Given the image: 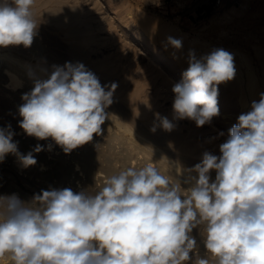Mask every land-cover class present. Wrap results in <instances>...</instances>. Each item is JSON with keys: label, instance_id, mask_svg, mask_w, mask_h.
Masks as SVG:
<instances>
[{"label": "clouds", "instance_id": "obj_1", "mask_svg": "<svg viewBox=\"0 0 264 264\" xmlns=\"http://www.w3.org/2000/svg\"><path fill=\"white\" fill-rule=\"evenodd\" d=\"M34 4L0 0V48L31 47L39 27ZM167 44L180 49L182 40L169 36ZM235 74L230 52L197 58L190 51L172 87L173 118L210 124L220 111L218 86ZM29 78L33 88L18 108L26 135L51 139L69 154L102 133L115 83L102 85L80 62L53 65L46 79L32 72ZM156 120L166 131L175 127L159 113ZM237 121L219 155L205 151L179 172L175 162L167 175L149 163L121 169L94 192L53 188L30 201L0 195V257L11 264H264V93ZM14 134L11 125L0 128V162L12 154L25 168L35 165L33 152L44 146L21 154Z\"/></svg>", "mask_w": 264, "mask_h": 264}, {"label": "rangeland", "instance_id": "obj_2", "mask_svg": "<svg viewBox=\"0 0 264 264\" xmlns=\"http://www.w3.org/2000/svg\"><path fill=\"white\" fill-rule=\"evenodd\" d=\"M114 1H117L118 5H115L116 2ZM114 1H99L102 5V10H104V13H101V15L107 17V21L103 22L104 24L100 29L94 31L99 36L97 35V38H95L96 44L92 45L95 49L89 50L90 59H93L92 61L95 62L108 60V58L110 61L112 60V64L109 63V60H105L108 62L107 65L112 67V82L116 85H122L123 89L126 88V93L132 91L134 88H140L141 93L138 96L142 100L150 101L152 104L149 110L155 115V121L152 122L151 128L155 125L156 129L166 131L159 126V121L156 120V114L159 113L160 116L167 117L175 125L173 130L167 132L173 131L172 133L176 132V134L178 133L182 136L188 133L191 138L194 136L192 140H189V143L195 144V147L192 144L191 147L193 146L195 149H192L195 151L198 150L199 154L197 153L198 155L194 157L195 160L200 162L202 154L205 151L219 155V145L227 139L230 128L237 124V118L241 113L248 111L242 109L236 103L235 99H233L235 98L234 95L229 96L226 86L221 93L222 96L219 95L218 97V101H220L218 103L219 115L214 117L210 124L197 127L194 121L188 119L175 120L173 118L172 104L174 93L172 92V87L175 83L182 80V73L188 67L190 51H193L197 55L196 57L200 58L203 54L201 51H204L205 47L208 49L222 48L228 52L230 51L231 54H234V49H238L256 60V47L261 45L264 34V0H167L166 8H161L160 1L162 0ZM127 11H130V13ZM111 13H116L119 17L117 21L125 23L126 27L130 28L129 32L132 33L130 39L121 37L120 30L122 27L120 29H118L119 27L117 28L116 19L111 18L110 15H113ZM164 23L173 25L175 29L174 34H177L178 30L181 33H186V36L189 38H195L189 50L175 49L167 44V37L172 36L173 33L167 32L169 34H166V31L162 28V24ZM141 32L143 33L141 34ZM133 38L143 43V47L142 45L135 46ZM125 39L127 40L125 41ZM230 40L232 41L230 42ZM129 42H132V44ZM197 45L199 48L196 47ZM149 50L153 53L143 56L149 53ZM3 83V81H0V90L8 84L7 82ZM25 93L24 91L23 94ZM113 99L120 101V98L118 99L116 94H113ZM15 117L17 119L13 118V116H10V119L13 118L14 124L18 126L21 120L19 113ZM192 130L196 132L193 133L191 132ZM13 132L15 133L13 136L14 142L22 139L26 142V148L29 147L28 149L18 148L19 152L22 150L21 154L26 155L37 144L44 146L45 150L39 153L33 152L37 162L35 165L27 168L23 166L19 167L14 162L17 160V157L8 154L4 161L0 162V175H2L0 177L2 178L0 179V195L17 194L21 200L30 201L34 195L40 194L42 190L55 189L60 181H58L57 174L54 173L56 170L54 169L60 160L67 166L68 170L67 180L60 182V189L71 188L73 191L89 189V191L94 192L105 183L108 176H100V174L105 175L106 173L102 166L103 170L100 168L99 163L97 164L99 168L94 166L97 169L94 167L89 168L90 170L88 168L85 169L84 163H82L84 161L75 151H71L72 155L70 153L65 154L61 147L56 145L51 139L37 140L35 137L26 135L20 127ZM220 132H223L224 135L220 136ZM114 134L113 131L111 132V129H107L104 126L100 134L101 136L94 135L93 140L85 145H88L89 148L97 147L98 149H102L103 157L111 159L116 156L117 152V155L120 152H124L122 140L111 139L112 136L114 137ZM48 145H51L50 151L48 150ZM74 150H77V148ZM106 150H108V154ZM149 154V156L146 155L145 157L144 151L134 152V160H130V165L132 167H142L145 164L151 163L157 167L158 165H156V161L153 159L156 158V154H152L151 152ZM9 155L12 156L10 157ZM98 162L100 161L98 160ZM105 163L104 161L103 164ZM11 165L13 169L12 167L9 168ZM7 167L14 170L17 176L11 177L5 174ZM165 174L167 175V173ZM6 187L11 190H8ZM198 231L193 230V235L196 237L200 253L203 255L204 247ZM5 259L4 257H0V264H11L10 258L6 257Z\"/></svg>", "mask_w": 264, "mask_h": 264}, {"label": "bare ground", "instance_id": "obj_3", "mask_svg": "<svg viewBox=\"0 0 264 264\" xmlns=\"http://www.w3.org/2000/svg\"><path fill=\"white\" fill-rule=\"evenodd\" d=\"M99 1L35 0L33 11L39 27L31 47L25 48L20 45L0 48V81L8 83L5 86L2 85L3 87L0 90V127L6 128L8 125H11L12 131L18 129L19 125L17 126L14 124L12 119H17L15 116L19 113L18 108L24 102L21 99L23 92L25 91L28 93L33 88V80L29 78L30 72L35 73L37 78L46 79L47 75L50 74L53 65L63 66L66 62H80L98 77L102 85L113 84L112 67L107 65L108 62L105 61L107 59L95 62L92 61L93 59L91 60L89 56V50L93 48L92 45L95 43V38H97L96 36L98 35H96L94 31L96 29H100L104 24L103 22L107 21V17L101 15V13H104V10H102V5ZM114 2H116L115 5H118L117 1ZM128 13H130V11ZM111 14H113L110 15L111 18L116 19L117 28H124L123 30L121 28L122 31L120 30L122 34L121 37L130 39L132 35V33L129 32L130 28L128 29L125 23L123 24L121 21H117L119 17L116 13ZM162 28L166 31V34H169L167 32H171V34L173 33L172 36L170 35L171 37L182 40V47L180 48L182 50H189L190 46L194 43L195 38L187 37L186 33L184 34L177 30V34H174L175 29L170 23L162 24ZM142 33L143 32H141V34ZM126 40L127 39H125V41ZM231 41L232 40H230V42ZM129 43L132 44V42ZM133 44H135V46H141L143 43L134 39ZM196 47L199 48L198 45ZM256 48L258 58L257 59L255 57L256 60L247 55L245 52L234 49L233 57L236 70L235 77L231 81L219 85L220 96H222L221 93L227 86L226 89L227 92H229V96L231 97L234 95L235 98L233 99H235L236 103H238L239 106L246 111H249L251 103L253 101H259L260 94L264 93V34L261 45ZM212 50L214 49H208L205 47V50L201 51L203 52L202 56L210 53ZM148 52L149 53H146L143 56H148L153 53L150 50ZM111 61L109 60L110 64H112ZM17 88H19V90H17ZM134 89L126 93L127 89H123L122 85L117 84L114 94L118 96V99L120 98V101L113 99V103L106 109V112L109 114V118L101 126L102 128L105 126L107 129H111L113 134L115 133L114 137L112 136L111 138L112 140H122L121 142L123 143L122 145H124L122 147L124 152H120L119 155H117V152L115 157L109 159L103 157L104 154L102 153V149H98L97 147L89 148L88 145L80 146L77 150L73 151L78 153L80 158H82L84 161L82 163H84L85 169H89L94 166L99 168L97 165L99 163L100 168L102 166L106 173L105 175L100 174V176H110L118 173L123 168L131 166L130 160L133 159V154L137 151H144L145 157L150 152L152 154H156V158H152L156 161V165H158L157 167L160 171L163 172L162 174H169V161L177 164V172H179V166L182 168H190L199 163V161L194 158L199 154L198 150H194L196 145L190 141L191 144L194 145V147H191V144L189 143V140H192L194 137L191 133L190 135L193 136L192 138L191 136L189 137L188 133V135L186 134L182 136L181 134H176V132L172 133L173 131L164 132L161 129H156L154 132L152 131V122L155 121V115L149 110L150 105L152 104L150 101L142 100L141 97L138 96L139 93H141L140 88ZM218 103H220V101H218ZM113 112H115V114H113ZM10 116H13V118L10 119ZM191 132L195 133L196 131L192 130ZM21 140L22 139L18 140V148L28 149V146V148H26V142ZM106 151L108 154V150ZM98 160L100 162H98ZM104 161L106 162L105 164H103ZM14 162L17 163L19 167L22 166L18 159ZM10 167H12V165L9 166V168ZM9 168L7 167L5 174L11 177L17 176V174L14 173V170H12L13 167L12 169ZM54 170H56L54 173L57 174L56 176L58 177V181L63 182L64 180H67V166L62 163L61 160L56 164ZM210 175L211 179L214 180L216 175L215 171H212ZM1 176L2 175H0V177ZM9 179L7 180L9 181ZM60 182L58 183L59 185ZM59 185L56 186L55 189H60ZM194 230L198 231V229ZM5 258L6 257H4V259Z\"/></svg>", "mask_w": 264, "mask_h": 264}, {"label": "built area", "instance_id": "obj_4", "mask_svg": "<svg viewBox=\"0 0 264 264\" xmlns=\"http://www.w3.org/2000/svg\"><path fill=\"white\" fill-rule=\"evenodd\" d=\"M160 5H161V8H163V7L166 8V6H167V0L160 1Z\"/></svg>", "mask_w": 264, "mask_h": 264}]
</instances>
